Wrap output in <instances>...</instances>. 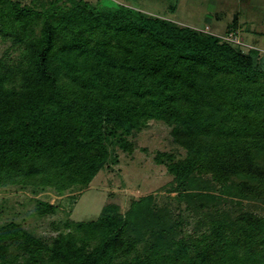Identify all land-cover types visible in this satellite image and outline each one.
I'll return each mask as SVG.
<instances>
[{
	"label": "trees",
	"instance_id": "obj_1",
	"mask_svg": "<svg viewBox=\"0 0 264 264\" xmlns=\"http://www.w3.org/2000/svg\"><path fill=\"white\" fill-rule=\"evenodd\" d=\"M66 2L0 0V40L11 43L0 57V188L68 193L71 212L149 122L169 128L184 155L154 157L172 178L163 205L149 194L121 213L109 193L96 220L66 219L49 241L1 225L0 264H264L254 50L225 41L232 30L218 37L127 6ZM34 202L36 219L58 208Z\"/></svg>",
	"mask_w": 264,
	"mask_h": 264
},
{
	"label": "rangeland",
	"instance_id": "obj_2",
	"mask_svg": "<svg viewBox=\"0 0 264 264\" xmlns=\"http://www.w3.org/2000/svg\"><path fill=\"white\" fill-rule=\"evenodd\" d=\"M16 1L29 4L31 0ZM61 1L67 4L66 0ZM86 1L92 5L100 1L103 5L127 6L218 37L232 30V36L241 51L248 53L253 49L257 62L264 67V0H177L174 13L169 11V0ZM10 45L9 41L0 40V57ZM10 56L16 58L17 52L12 51ZM129 139L134 144L133 152L128 154L115 149V162L111 163L108 170L99 172L71 212L68 193L57 197L53 192H48L34 198L28 190H15L14 186L0 188V226L15 221L23 224L25 229L31 230L36 236L49 241L62 229L66 219L74 222L96 220L109 193L114 195L121 213L128 209L130 199L138 200L149 194H156L159 205H163L166 202L163 188L172 178L163 165L155 163L154 157L158 153H172L182 157L183 150L172 143L169 128L162 123L149 122L145 129ZM34 199L57 206L56 213L36 219L31 215ZM55 225L57 228H54Z\"/></svg>",
	"mask_w": 264,
	"mask_h": 264
},
{
	"label": "built area",
	"instance_id": "obj_3",
	"mask_svg": "<svg viewBox=\"0 0 264 264\" xmlns=\"http://www.w3.org/2000/svg\"><path fill=\"white\" fill-rule=\"evenodd\" d=\"M225 41L229 42V43H233L235 44L236 41H235V38L232 36V34H228L225 38H224ZM238 44V43H236Z\"/></svg>",
	"mask_w": 264,
	"mask_h": 264
}]
</instances>
